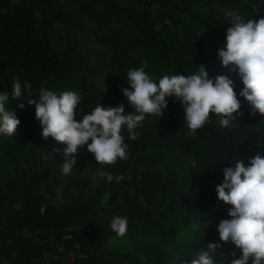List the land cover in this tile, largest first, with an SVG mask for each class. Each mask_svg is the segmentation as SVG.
<instances>
[{
    "label": "trees",
    "instance_id": "trees-1",
    "mask_svg": "<svg viewBox=\"0 0 264 264\" xmlns=\"http://www.w3.org/2000/svg\"><path fill=\"white\" fill-rule=\"evenodd\" d=\"M229 11L259 20L264 0H0V93L9 94L6 109L20 121L12 136L0 134V169L8 173L16 166L24 173L20 180L0 177V264H59L53 259L69 254L71 264H187L207 249L220 221L231 219V205L216 192L223 169L264 156V116L250 114L239 95L244 85L238 69L224 67L218 55L231 26ZM56 25L68 32L58 52L48 38ZM200 65L213 81L221 75L233 81L242 116L225 128L210 114L193 135L184 106L166 97L162 115H146L135 140L122 126L127 160L100 165L86 145L78 148L100 179L94 190L74 195V177L67 176L69 199L44 204L37 187L49 174L36 169L37 158L44 160L48 148L61 143L42 136L35 105L27 103L39 99L41 88L79 94L78 120L98 105L123 104L127 115L134 112L123 94L129 70L144 67L158 83L165 75L198 74ZM99 75L100 89L92 82ZM14 78L22 101L11 99ZM188 158L194 164L184 165ZM101 171L124 179L109 182ZM57 172H63L61 164ZM117 216L127 218L122 237L110 227ZM113 240L124 245L112 247ZM224 248L231 260L242 255L231 241Z\"/></svg>",
    "mask_w": 264,
    "mask_h": 264
},
{
    "label": "clouds",
    "instance_id": "clouds-1",
    "mask_svg": "<svg viewBox=\"0 0 264 264\" xmlns=\"http://www.w3.org/2000/svg\"><path fill=\"white\" fill-rule=\"evenodd\" d=\"M231 26L226 29V45L219 49L218 55L224 67L238 69L244 85L240 96L251 106L250 114L264 116V18L245 19L238 11H229ZM198 74L165 75L156 83L145 73L144 67L131 69L127 73L130 88H124L123 94L134 112L124 114V105L103 107L98 105L90 114L76 119V108L81 96L74 91H64L57 95L54 91L41 88L39 99H29V105H35V116L42 126V136L52 137L65 144L64 174L73 171L77 163L75 154L78 148L87 146L100 165H112L118 159L127 160V144L121 135L122 126H127L129 139L135 140L134 131L146 115L159 118L167 108L166 97L175 96L184 106V121L194 135L210 122L214 114L222 127L242 116L241 103L234 91V84L227 76H217L215 81L200 65ZM30 89L29 83L25 84ZM32 96L31 92L27 94ZM10 96L0 93V134L12 136L20 124L14 111L6 109ZM12 100H24L21 83L14 78ZM23 109L25 105L18 103ZM235 114V115H234ZM259 146V145H257ZM109 182H119L122 175L115 178L106 172L99 173ZM218 199L231 205L228 215L231 219H222L218 224L220 240L231 241L242 255L234 258L230 264H264V156L259 153L250 158L249 166L241 159L235 166L223 169V182L216 187ZM111 229L119 236L127 231V218L114 217ZM221 247L218 243H208L207 250L200 249L196 258L187 264H217L213 253ZM235 256V253H232Z\"/></svg>",
    "mask_w": 264,
    "mask_h": 264
},
{
    "label": "rangeland",
    "instance_id": "rangeland-1",
    "mask_svg": "<svg viewBox=\"0 0 264 264\" xmlns=\"http://www.w3.org/2000/svg\"><path fill=\"white\" fill-rule=\"evenodd\" d=\"M197 3H204L207 0H195ZM218 3L220 0H216ZM220 8V12L224 13L226 11L225 7ZM50 40V46L54 52H58L60 48V40H66L68 38V32L63 30V28L59 25H56L53 29L52 34L48 35ZM100 79H102V75L99 77H95L92 82L96 86V88H102L100 86ZM130 88V85L128 84ZM66 146L58 143H53L47 150L44 160L41 159V155H38L36 169L42 170L45 169L49 177L45 180L44 184L39 185L37 187V191H39L40 195L44 198L45 205H54L59 206L65 203L69 199V195L71 193H66L65 180L66 177H74V181L72 183V192L73 194H87L90 191L94 190L99 183V177L96 173L93 172V166L89 162V159L80 151L75 154V159L77 163L74 165V169L69 174H64V172H57L58 166L65 163L64 149ZM184 165L194 164L195 160L193 158L184 159ZM40 164V165H39ZM12 177L15 180H20L24 173L16 166H12L8 173H3L0 169V177ZM58 178L60 181L57 184H53L55 179ZM44 205V206H45ZM211 243H218L221 245L216 250V253H213V258L217 261V264H230L231 258L225 252V242L220 240L218 229L211 236ZM112 247H122L124 244L121 241H110L109 243ZM207 250V249H206Z\"/></svg>",
    "mask_w": 264,
    "mask_h": 264
},
{
    "label": "built area",
    "instance_id": "built-area-1",
    "mask_svg": "<svg viewBox=\"0 0 264 264\" xmlns=\"http://www.w3.org/2000/svg\"><path fill=\"white\" fill-rule=\"evenodd\" d=\"M59 251H63V249H62V247L61 246H59V249H58ZM53 261H55V262H58L59 264H65V263H68V264H71V262H72V257H71V255L69 254L68 256H66V257H64L63 259H57V258H55V259H53Z\"/></svg>",
    "mask_w": 264,
    "mask_h": 264
}]
</instances>
